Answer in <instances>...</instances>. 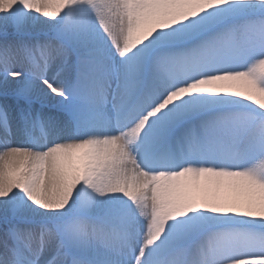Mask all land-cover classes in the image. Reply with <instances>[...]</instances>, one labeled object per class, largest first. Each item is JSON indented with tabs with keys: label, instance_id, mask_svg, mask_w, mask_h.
<instances>
[{
	"label": "snow or ice",
	"instance_id": "6c2138e0",
	"mask_svg": "<svg viewBox=\"0 0 264 264\" xmlns=\"http://www.w3.org/2000/svg\"><path fill=\"white\" fill-rule=\"evenodd\" d=\"M0 264H264V0H0Z\"/></svg>",
	"mask_w": 264,
	"mask_h": 264
}]
</instances>
